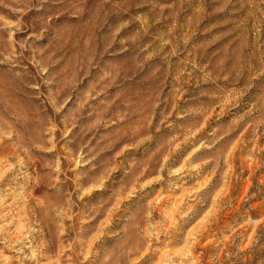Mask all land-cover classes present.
Returning a JSON list of instances; mask_svg holds the SVG:
<instances>
[{"label": "rangeland", "instance_id": "374dc122", "mask_svg": "<svg viewBox=\"0 0 264 264\" xmlns=\"http://www.w3.org/2000/svg\"><path fill=\"white\" fill-rule=\"evenodd\" d=\"M0 264H264V0H0Z\"/></svg>", "mask_w": 264, "mask_h": 264}]
</instances>
